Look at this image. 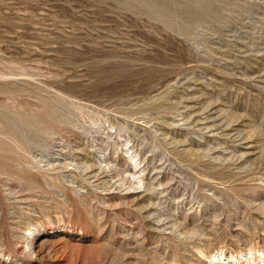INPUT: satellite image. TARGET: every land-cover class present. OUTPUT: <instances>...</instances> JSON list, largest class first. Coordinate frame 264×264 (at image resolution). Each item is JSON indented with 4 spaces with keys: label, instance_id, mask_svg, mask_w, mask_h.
Here are the masks:
<instances>
[{
    "label": "rangeland",
    "instance_id": "374dc122",
    "mask_svg": "<svg viewBox=\"0 0 264 264\" xmlns=\"http://www.w3.org/2000/svg\"><path fill=\"white\" fill-rule=\"evenodd\" d=\"M221 255L264 264V0H0V264Z\"/></svg>",
    "mask_w": 264,
    "mask_h": 264
},
{
    "label": "bare ground",
    "instance_id": "6f19581e",
    "mask_svg": "<svg viewBox=\"0 0 264 264\" xmlns=\"http://www.w3.org/2000/svg\"><path fill=\"white\" fill-rule=\"evenodd\" d=\"M146 2H148V1H146ZM151 2V1H150ZM152 2H154V1H152ZM163 3V2H162ZM158 4V3H157ZM159 5V4H158ZM157 5V6H158ZM164 5V4H163ZM190 8V7H189ZM194 9V8H193ZM196 10V9H195ZM165 12V11H164ZM36 232V230H32L31 232H30V236H33L34 235V233ZM29 235V234H28ZM35 239V238H34ZM32 244V243H31ZM30 247V246H29ZM32 248V247H31ZM32 251V250H31ZM221 260H229L228 258H226L225 256H223V255H221V256H214L213 258H211L210 259V264H214V263H216V262H219V261H221Z\"/></svg>",
    "mask_w": 264,
    "mask_h": 264
}]
</instances>
